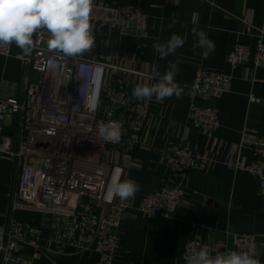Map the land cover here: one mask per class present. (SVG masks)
I'll return each mask as SVG.
<instances>
[{"label": "built area", "instance_id": "obj_1", "mask_svg": "<svg viewBox=\"0 0 264 264\" xmlns=\"http://www.w3.org/2000/svg\"><path fill=\"white\" fill-rule=\"evenodd\" d=\"M241 21L244 34L256 37L255 45L235 44L227 62L233 68L244 69L251 61L264 67V30L248 17ZM90 27L94 41L107 27L118 30L122 36L142 39L147 36L148 16L138 6L110 7L93 0ZM33 38L34 43L38 41L37 46L30 53L14 57L27 71L38 72L40 77L36 83L28 79L19 98H0V124L8 114L18 118L20 124L16 150L12 149V140L6 138L0 152L19 164L13 212H39L43 221L33 225L12 218L8 225L0 227V264H33L69 245L79 251L97 252L96 264H113L120 252L121 221L133 201L108 199L107 189L115 168L121 169V179H125L128 169L136 166L133 155L142 143L151 98L128 95L119 67L92 48L88 57H70L47 48V32L39 31ZM0 56H13L11 44H0ZM231 89L230 75L197 69L193 83L188 86V118L194 131L208 139L214 137L220 127L217 101ZM250 100L259 102L254 96ZM101 121L119 123V141L110 142L97 136L96 125ZM251 134L252 130L246 126L239 146L247 147L252 158L244 163L240 157L229 166L236 172L254 176L258 181L257 193L262 196L264 137ZM39 143L48 146L38 147ZM167 155L174 174L201 171L209 162L198 148L189 144L173 147ZM182 202L180 185H164L143 196L138 210L147 220H167L176 215ZM205 245L213 255L228 250L215 242L195 238L186 245L184 263ZM25 246L33 247V253L24 255ZM258 247L256 235H238L232 250H251L256 257Z\"/></svg>", "mask_w": 264, "mask_h": 264}, {"label": "crops", "instance_id": "obj_2", "mask_svg": "<svg viewBox=\"0 0 264 264\" xmlns=\"http://www.w3.org/2000/svg\"><path fill=\"white\" fill-rule=\"evenodd\" d=\"M110 7L138 6L148 16L147 36L125 37L107 27L100 31L92 46L93 52L119 67V75L128 95L137 85L152 84L153 68L163 73L169 61L175 62V80L183 89L175 96L151 98L150 113L142 131L141 145L134 153L135 168L126 178L136 181L139 191L121 221L118 234L120 252L113 264H185L184 251L189 241L200 238L233 249L238 235H256L259 243L256 258L264 264V195H258V181L248 173L236 172L229 163L242 157L252 158L247 147H240L243 130L248 126L252 136L264 137V67L251 61L247 67L233 68L227 56L237 43L254 47L256 37L244 34L241 19L248 17L264 30V0H95ZM175 21V23H173ZM171 25V26H170ZM203 29L214 42V51L207 58L197 46L193 29ZM173 33L185 39L184 46L160 59L154 42L166 41ZM258 34V31L256 32ZM90 50V49H89ZM89 50L81 54L89 56ZM12 57L0 56V98L17 99L28 79H33L14 55L25 54L11 43ZM210 69L232 77V89L217 101L220 127L212 139L201 136L190 125L188 86L198 68ZM251 96L259 102L250 100ZM128 121V119L126 118ZM19 121L8 114L1 119L0 145L6 138L13 142ZM189 144L205 155L209 162L201 171L174 174L168 163L173 147ZM19 164L0 152V227L17 221L40 225L39 212L12 210V198L18 188ZM164 185H180L183 202L176 215L167 220H147L139 212L140 199ZM47 233H45V237ZM54 251V247L52 246ZM33 247L25 246L24 255ZM94 250L79 251L69 245L53 255L42 256L33 264H96Z\"/></svg>", "mask_w": 264, "mask_h": 264}, {"label": "clouds", "instance_id": "obj_3", "mask_svg": "<svg viewBox=\"0 0 264 264\" xmlns=\"http://www.w3.org/2000/svg\"><path fill=\"white\" fill-rule=\"evenodd\" d=\"M92 3L93 0H0V44L14 43L24 53H30L38 44V41L34 43V34L45 31L48 34V49L59 50L70 57L81 55L94 44L90 27ZM192 32L197 46L203 50V57L207 58L214 51V42L203 29L194 28ZM184 43L182 36L173 33L166 41L154 42L153 48L160 59H165L182 48ZM177 72L178 66L172 61H169L163 73L158 66L154 67L155 82L137 85L132 95L138 99L153 96L158 100L173 96L181 98L183 89L175 80ZM96 133L100 139L110 142H117L121 138V128L116 121L98 122ZM121 175L120 168L113 170L107 189L108 199L127 200L134 198L139 191L136 181L121 179ZM186 264H261V261L251 250L228 249L213 255L205 245L192 253Z\"/></svg>", "mask_w": 264, "mask_h": 264}, {"label": "water", "instance_id": "obj_4", "mask_svg": "<svg viewBox=\"0 0 264 264\" xmlns=\"http://www.w3.org/2000/svg\"><path fill=\"white\" fill-rule=\"evenodd\" d=\"M32 75H33V77H34V82H35V83L38 82L39 77H40V74H39L38 72L33 71V72H32ZM37 146H38V147H40V146H42V147H47L48 144H46V143H39Z\"/></svg>", "mask_w": 264, "mask_h": 264}]
</instances>
